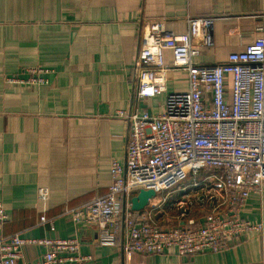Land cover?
Returning a JSON list of instances; mask_svg holds the SVG:
<instances>
[{"label":"crops","instance_id":"0c3cea01","mask_svg":"<svg viewBox=\"0 0 264 264\" xmlns=\"http://www.w3.org/2000/svg\"><path fill=\"white\" fill-rule=\"evenodd\" d=\"M204 17L215 19L213 44L194 45L196 64L224 63L264 39V0H0V205L7 215L2 236L75 239L77 255L85 258L78 264H264V181L241 210L245 221L262 224L261 233L245 234L221 253L181 256L170 248L128 259L119 243H98L97 225L74 224L67 214L103 196L111 162L125 157L127 128L116 113L157 115L166 95L187 91L185 72L170 69L164 94L135 102L144 27L161 21L185 34L190 18ZM164 60L171 63L168 51ZM32 69L47 71L44 85L8 82L28 80ZM209 175H188L158 194L150 202L160 205L157 221L202 224L210 211ZM41 188L49 192L45 201L37 197ZM194 209L201 214L194 216ZM42 216L52 220L53 230L40 223ZM44 252L25 245L17 264L35 262Z\"/></svg>","mask_w":264,"mask_h":264},{"label":"built area","instance_id":"2783aa9c","mask_svg":"<svg viewBox=\"0 0 264 264\" xmlns=\"http://www.w3.org/2000/svg\"><path fill=\"white\" fill-rule=\"evenodd\" d=\"M214 20L190 18L185 34L167 30L161 21L144 27L137 54L135 102L145 103L164 94L170 69L185 72L187 91L166 95L157 115L118 111L115 117L127 128L123 161L111 162V183L103 196L67 211L74 224L97 225L98 243H119L125 258L159 255L170 248L181 256L221 253L243 235L262 231L261 223L241 218V210L264 181V39L229 55L224 63L196 64L194 45L212 46ZM165 51L171 56L168 66ZM29 72L26 81L8 82L46 83L42 74L47 71ZM203 171L216 172L205 178L210 211L202 224L189 220L161 225L156 219L160 205L151 201L142 211L131 209V198L139 190H152L157 196L188 175ZM48 195L46 189L37 191L40 200H47ZM6 220L0 205V264H17L25 245L45 252L39 260L23 264H78L85 260L77 255L79 242L75 239L2 236ZM40 223L53 230L52 220L42 216Z\"/></svg>","mask_w":264,"mask_h":264},{"label":"water","instance_id":"95a60500","mask_svg":"<svg viewBox=\"0 0 264 264\" xmlns=\"http://www.w3.org/2000/svg\"><path fill=\"white\" fill-rule=\"evenodd\" d=\"M156 194L152 190H139L138 193L131 198V209L133 211H142L146 208L150 201L154 200Z\"/></svg>","mask_w":264,"mask_h":264},{"label":"rangeland","instance_id":"374dc122","mask_svg":"<svg viewBox=\"0 0 264 264\" xmlns=\"http://www.w3.org/2000/svg\"><path fill=\"white\" fill-rule=\"evenodd\" d=\"M171 202H172V201H171ZM202 204H203V203H202ZM197 206H199V205H197ZM201 208H204V207H201ZM201 208H200V209H201ZM194 210H195L194 216H195L196 214H199V213H200V212H199V211H200L199 209H194ZM201 210H203V209H201ZM200 214H201V213H200Z\"/></svg>","mask_w":264,"mask_h":264},{"label":"trees","instance_id":"16d2710c","mask_svg":"<svg viewBox=\"0 0 264 264\" xmlns=\"http://www.w3.org/2000/svg\"><path fill=\"white\" fill-rule=\"evenodd\" d=\"M203 172H206V173H213V172H216V171H209V172H207V171H203ZM168 224H170V223H168Z\"/></svg>","mask_w":264,"mask_h":264}]
</instances>
